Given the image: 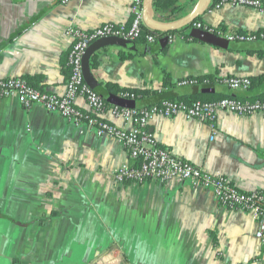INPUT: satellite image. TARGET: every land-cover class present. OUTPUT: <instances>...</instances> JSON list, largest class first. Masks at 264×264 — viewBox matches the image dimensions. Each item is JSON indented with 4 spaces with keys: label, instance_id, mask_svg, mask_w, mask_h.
I'll return each instance as SVG.
<instances>
[{
    "label": "crops",
    "instance_id": "1",
    "mask_svg": "<svg viewBox=\"0 0 264 264\" xmlns=\"http://www.w3.org/2000/svg\"><path fill=\"white\" fill-rule=\"evenodd\" d=\"M199 1L186 0L177 19ZM133 2L0 0V79L22 78L63 96L70 26H129ZM213 6L201 17L203 26L225 34L264 32V11ZM184 31L173 33L166 47L160 41L138 44L136 51L104 46L90 62L96 81L107 92L114 84L164 92L179 102L210 92L255 99L254 90L236 91L223 81L264 74L258 54L264 42H230L222 49ZM166 76L170 87H164ZM185 79L207 81L210 91L179 86ZM156 100L135 101L139 108ZM76 104L88 110L83 98ZM104 118L125 126L111 114ZM149 130L161 147L226 176L242 192L264 191V114L221 112L214 126L184 115L158 116ZM134 164L128 149L89 126L76 127L41 105L26 110L17 98L0 100V264H264V239L257 238L250 213L188 184L114 180L117 169Z\"/></svg>",
    "mask_w": 264,
    "mask_h": 264
},
{
    "label": "built area",
    "instance_id": "2",
    "mask_svg": "<svg viewBox=\"0 0 264 264\" xmlns=\"http://www.w3.org/2000/svg\"><path fill=\"white\" fill-rule=\"evenodd\" d=\"M68 0H65L67 2ZM225 4L257 8L264 11L260 0H222L215 4L220 9ZM144 0H134L132 5L133 20L129 26L105 23L87 31L70 26L67 31L72 39V47L68 55L70 77L63 96L38 90L22 78L0 79V100L17 98L26 109L41 105L51 113L60 114L67 122L81 127L89 126L97 137H110L117 140L129 150L134 165L123 166L113 173L117 183L144 184L149 181L161 183L177 182L188 184L194 189L211 191L219 203L229 209H241L250 213L257 222L258 239H264V191L255 190L247 193L239 190L226 176L216 175L210 171L195 166L191 162L174 155L167 148L161 147L150 132V123L158 116L172 118L184 115L189 120H198L214 126L221 112H230L240 116L264 114V101H243L235 98H224L217 102L197 101L192 104L179 101H163L161 103L126 109L109 105L98 92L91 89L84 79L83 59L93 43L119 38L137 42L145 38L149 44H154L160 38L157 33L144 34ZM193 28L202 29L227 39L229 42L256 43L264 42V32L246 34H225L203 26L196 22ZM168 36L169 42L174 39L173 33ZM207 81L185 79L179 86L207 85ZM223 84L230 89L247 90L251 86L248 78H227ZM121 98L135 100L134 96L125 93ZM83 98L88 106L87 111L78 108L76 101ZM111 114L115 119H122L125 126L121 127L105 120Z\"/></svg>",
    "mask_w": 264,
    "mask_h": 264
},
{
    "label": "water",
    "instance_id": "3",
    "mask_svg": "<svg viewBox=\"0 0 264 264\" xmlns=\"http://www.w3.org/2000/svg\"><path fill=\"white\" fill-rule=\"evenodd\" d=\"M212 6H213V0H200L197 7L187 15L173 21H165L157 16L154 10V0H144V5H143L144 23L149 30L162 35H168L171 33H175L187 29L189 30V36L192 39L222 49H228L230 46V42L227 39L220 37L214 33L192 27L193 24H195L198 19L204 16L212 8ZM160 43L163 47H166L167 44L169 43L168 36L162 38L160 40ZM104 46L121 47L130 51L137 50L136 42L127 41L119 38H108L93 43L88 48L83 59V72H84L85 82L91 89L98 92V94L108 104L120 108L136 109L137 103L135 100H127L121 98L120 96H115L113 94H110L106 90L101 88L100 84L96 81L91 70L90 62L92 56ZM209 91H210L209 89H206L203 92L205 93Z\"/></svg>",
    "mask_w": 264,
    "mask_h": 264
},
{
    "label": "trees",
    "instance_id": "4",
    "mask_svg": "<svg viewBox=\"0 0 264 264\" xmlns=\"http://www.w3.org/2000/svg\"><path fill=\"white\" fill-rule=\"evenodd\" d=\"M222 0H213V5L220 3ZM263 4L264 7V0H260ZM186 0H154V10L157 14V16L165 21H173L176 20L179 16L183 15L186 11ZM201 21V18L197 20V22ZM148 33H154L151 30H149L147 27L144 28V34H148ZM185 34V36L189 37V30H185L183 32ZM158 34V33H157ZM164 35L159 34V39L157 40V42H159L162 37ZM193 41H197L195 39H192ZM136 44H140V45H144L147 44L145 38H141L140 40H138L136 42ZM259 55H261V57H264V49H262L261 51H259L258 53ZM93 67H96V64L93 63ZM209 81H215L212 80L210 77L207 78ZM251 80V86L248 90H254L255 92H257V96L255 97V99H253V101H264V74L259 75L257 77H253L250 79ZM204 81V80H201ZM221 81V80H220ZM220 81H216L218 82V84L221 85ZM33 86V85H32ZM171 83H170V78L168 76H166L165 79V84L164 87H170ZM205 90L208 89L210 86L209 85H204ZM106 89L108 90V92H110L111 94L115 95V96H122L125 93H129L131 95L134 96L135 100L137 102H139L141 104L142 100L148 99L149 97L153 96V97H157V100L154 104H158L161 103L163 101H176V98L169 96L167 93H160L157 91H151V90H133V89H121L118 86L114 85V84H107L106 85ZM211 89V88H210ZM224 98H235V99H239V100H243L240 99L236 96H231L229 95V93H208V94H202L199 93L198 95L192 97V98H184L186 101V103L188 104H192L194 102L197 101H201V102H217L219 100H222ZM243 101H247V100H243ZM249 101H252L249 99ZM151 106L149 104L146 105H140L139 108L142 107H148Z\"/></svg>",
    "mask_w": 264,
    "mask_h": 264
}]
</instances>
